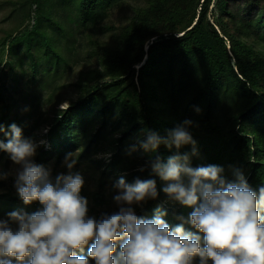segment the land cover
Instances as JSON below:
<instances>
[{"label":"trees","instance_id":"16d2710c","mask_svg":"<svg viewBox=\"0 0 264 264\" xmlns=\"http://www.w3.org/2000/svg\"><path fill=\"white\" fill-rule=\"evenodd\" d=\"M115 1L22 0L17 9L28 25L4 37L2 45L8 41L9 51L22 50L13 62L28 63L26 76L48 99L67 66L61 45L69 54L77 29ZM258 43L264 46V0H148L118 30L115 45L91 40L86 56L95 57L97 65L78 70L72 82L77 96L47 124L43 143H37L39 161L50 152L59 159L67 149L96 154L99 144L122 127L109 141L107 169L117 172L124 161L131 163L125 144L134 142L140 164L122 177L129 184L136 177L155 179L158 191L135 212L149 219L158 210L167 212L165 220L176 226L182 223L177 217L192 209L169 200L162 190L167 182L151 175L146 161L166 162L177 149L161 145L145 152L138 140L148 130L165 137L190 120L198 153L191 157L192 167L221 166L230 181L239 169L254 189L264 186V56ZM5 75L0 71V89ZM6 95L0 91L4 127L10 108ZM191 151L192 145L179 149ZM19 199L7 190L0 193V215L14 211Z\"/></svg>","mask_w":264,"mask_h":264},{"label":"clouds","instance_id":"9594fccd","mask_svg":"<svg viewBox=\"0 0 264 264\" xmlns=\"http://www.w3.org/2000/svg\"><path fill=\"white\" fill-rule=\"evenodd\" d=\"M191 124L185 120L165 137L148 130L138 140L145 152L161 145L177 149L166 162L146 161L151 175L167 182L162 190L169 200L192 209L172 226L167 212L158 210L151 219L135 212L134 206L158 197L152 178L136 177L131 184L120 178L113 185L118 210L89 215L81 195L84 179L72 171L79 153H68L67 174L53 178L51 167L32 160L37 143L24 138L15 123L7 131L0 123V134L8 136L7 142L0 140V151L19 166L14 187L25 205H40L31 214L14 210L0 218V264H264V186L254 189L239 169L230 181L221 166L192 167L198 153ZM184 145L192 151L181 154ZM5 178L0 169V180Z\"/></svg>","mask_w":264,"mask_h":264},{"label":"rangeland","instance_id":"374dc122","mask_svg":"<svg viewBox=\"0 0 264 264\" xmlns=\"http://www.w3.org/2000/svg\"><path fill=\"white\" fill-rule=\"evenodd\" d=\"M21 1L0 0V71H6L5 89H0V91L2 93L7 92L6 99L10 105L3 123L6 124L5 129L7 131L9 126L15 122L22 129L24 138H30L39 144L46 134L49 121L58 110L75 100L77 92L72 86V82L76 79L78 70L97 65L95 57L89 58L86 56L87 51L92 46L91 40H97L109 46L115 45L118 30L134 15L136 8L145 6L148 0H116L111 6L100 10L84 26L77 29L69 54L61 45L60 52L66 58L67 66L64 67L62 78L57 82L56 94L52 97L48 95V99H45L46 96L45 94L42 95V92H36L35 82L29 81L28 76H26L30 73L28 63L25 61L21 64L13 62L22 53V50L9 51L8 41L4 46L2 45L4 37L8 34L10 36L17 34L28 25V18L26 19L23 13L17 9ZM48 34H50L49 31ZM256 47L261 49L264 56V46L258 43ZM21 70L23 75L20 74ZM36 96H40V98L37 99ZM121 129L122 127L114 129V132L108 136L107 143L99 144V151L96 154L89 153L87 155L88 153H81L80 149H67L59 159H57L55 153L50 152L46 156L44 155L46 157L44 161H39L37 149L32 160L36 164L51 167L52 177L54 178L60 173L67 174L68 169L64 165L65 157L68 153L78 152L77 163L72 171L80 173L84 179L81 195L86 197L89 202V215L99 217L101 213L117 211L118 208L113 200V196L117 193L113 185L120 178H123V173L133 170L132 166L140 164L136 160V153H134L137 148L134 142L129 141L125 144V150L132 153L133 161L131 163L124 161L122 165L125 167L117 172H111L107 169L106 162L112 153V150L107 149L109 141L111 138H117ZM0 138L7 140L8 136L0 134ZM133 147H135V151L132 150ZM45 148L47 149L48 146ZM0 169L6 174V178L0 182V193L7 190L13 196H19L14 187L19 166L11 161L8 153L2 151H0ZM224 176L226 177L225 174ZM17 202L15 210H30L29 214L40 208L39 203L36 202L31 205H25L21 199ZM8 213L7 211L3 212L0 218L6 219ZM84 255L86 254L84 253Z\"/></svg>","mask_w":264,"mask_h":264}]
</instances>
